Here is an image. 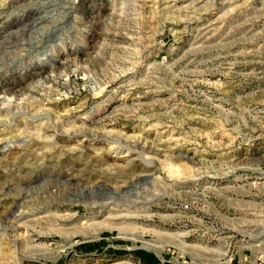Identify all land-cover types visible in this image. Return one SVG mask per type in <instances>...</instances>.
<instances>
[{
  "label": "rangeland",
  "instance_id": "1",
  "mask_svg": "<svg viewBox=\"0 0 264 264\" xmlns=\"http://www.w3.org/2000/svg\"><path fill=\"white\" fill-rule=\"evenodd\" d=\"M0 264H264V0H0Z\"/></svg>",
  "mask_w": 264,
  "mask_h": 264
},
{
  "label": "bare ground",
  "instance_id": "2",
  "mask_svg": "<svg viewBox=\"0 0 264 264\" xmlns=\"http://www.w3.org/2000/svg\"><path fill=\"white\" fill-rule=\"evenodd\" d=\"M9 104V103H8ZM7 104V105H8ZM45 113V112H44ZM50 114V113H49ZM88 135H92V134H88V133H84V136H88ZM94 137V136H93ZM156 151V150H155ZM152 157V156H151ZM146 163H151V164H154L155 165V162L153 159H150L149 161H147Z\"/></svg>",
  "mask_w": 264,
  "mask_h": 264
}]
</instances>
